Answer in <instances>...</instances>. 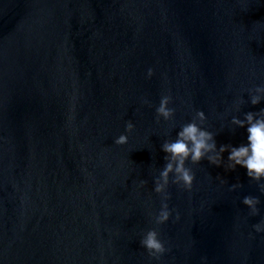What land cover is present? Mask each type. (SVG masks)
I'll use <instances>...</instances> for the list:
<instances>
[{
  "label": "water",
  "instance_id": "water-1",
  "mask_svg": "<svg viewBox=\"0 0 264 264\" xmlns=\"http://www.w3.org/2000/svg\"><path fill=\"white\" fill-rule=\"evenodd\" d=\"M257 85L264 0H0V264H264V193L227 152L189 161L192 189L170 183L154 223L162 144L198 110L217 147L245 143L231 121L264 109ZM163 95L176 112L157 123Z\"/></svg>",
  "mask_w": 264,
  "mask_h": 264
},
{
  "label": "clouds",
  "instance_id": "clouds-1",
  "mask_svg": "<svg viewBox=\"0 0 264 264\" xmlns=\"http://www.w3.org/2000/svg\"><path fill=\"white\" fill-rule=\"evenodd\" d=\"M147 75L151 78L154 75V70L149 68ZM252 91L251 103L253 105L264 100V85H257ZM171 102L170 95L161 97L159 106L156 108L157 123L161 118L164 121H171L174 118L176 110L170 107ZM144 103H149V101L145 99ZM206 120L207 116L203 110L196 111L192 120L182 125L176 133V138L166 140L161 146V150L166 154L164 157L166 163L155 178L154 191L162 196L161 207L154 215V223L157 226L167 223L172 216V209L167 203L170 198L167 192L170 183L189 191L193 187L195 175L192 169L187 166L189 161L192 164H197L207 159L219 167L223 163V154L227 152L228 169L235 170L237 166L246 169V175L256 181L259 190L264 193V109L259 113L247 112L244 119L235 116L232 118L233 124L245 128L247 132L246 142L238 146L221 144L217 147L216 134L203 127ZM134 128L135 124L128 121L125 132L116 137L115 143L118 145L127 144L128 134L133 132ZM144 183L141 181V185ZM241 186L233 184L231 190L234 191ZM242 203L250 210V215H259L260 208L258 206L261 201L258 196L247 195L243 198ZM176 219H179V214ZM253 228L257 233H264V220L255 223ZM140 244L151 257L157 260L168 251L165 242L160 238L157 227H152L144 232Z\"/></svg>",
  "mask_w": 264,
  "mask_h": 264
}]
</instances>
